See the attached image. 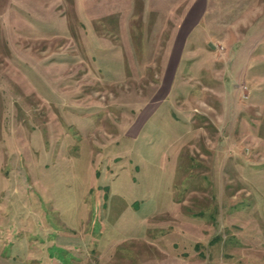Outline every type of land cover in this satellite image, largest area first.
<instances>
[{
    "label": "rangeland",
    "instance_id": "obj_1",
    "mask_svg": "<svg viewBox=\"0 0 264 264\" xmlns=\"http://www.w3.org/2000/svg\"><path fill=\"white\" fill-rule=\"evenodd\" d=\"M123 2L0 0V264H264V0Z\"/></svg>",
    "mask_w": 264,
    "mask_h": 264
},
{
    "label": "crops",
    "instance_id": "obj_2",
    "mask_svg": "<svg viewBox=\"0 0 264 264\" xmlns=\"http://www.w3.org/2000/svg\"><path fill=\"white\" fill-rule=\"evenodd\" d=\"M129 2V6H125L126 9H130L131 5L137 3V0H125ZM125 2H123L125 4ZM209 0H174V6L171 9H186L184 16H180V28L177 32L176 40H184L185 35L189 27L197 23L199 16L202 15L203 11L207 8ZM260 4V3H259ZM259 6V5H258ZM257 6V7H258ZM255 6V8H257ZM182 35V38H179ZM184 36V37H183Z\"/></svg>",
    "mask_w": 264,
    "mask_h": 264
}]
</instances>
